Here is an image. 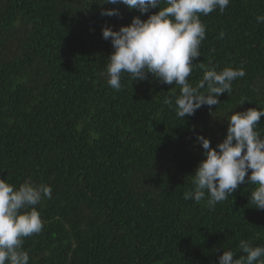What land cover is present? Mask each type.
<instances>
[{"label": "trees", "instance_id": "obj_1", "mask_svg": "<svg viewBox=\"0 0 264 264\" xmlns=\"http://www.w3.org/2000/svg\"><path fill=\"white\" fill-rule=\"evenodd\" d=\"M103 2L0 0V179L52 188L36 206L43 230L24 238L29 264H219L224 251L245 255L241 239L264 246V210L249 199L255 185L241 184L215 207L207 195L183 198L206 158L198 135L216 148L231 114L264 109V23L256 19L264 0H230L224 13L200 16L206 38L189 82L226 67L246 75L220 104L185 118L164 103L180 88L150 73L142 81L124 73L120 90L107 84L114 48L102 30L160 8L142 14ZM108 9L119 15L101 14ZM258 123L264 137V117Z\"/></svg>", "mask_w": 264, "mask_h": 264}, {"label": "clouds", "instance_id": "obj_2", "mask_svg": "<svg viewBox=\"0 0 264 264\" xmlns=\"http://www.w3.org/2000/svg\"><path fill=\"white\" fill-rule=\"evenodd\" d=\"M103 3L123 4L142 14L160 8L146 20L134 17L130 25L118 31L110 27L102 30L103 38L110 39L114 48L102 73L113 89L120 90L124 73L135 81L147 79L150 73L159 82L180 88L179 96L166 97L164 103L178 117L185 118L202 106L220 104L222 94L232 93L233 81L246 75L243 67H226L219 72L206 70L195 86L188 80L206 38V26L200 16H207L217 8L224 13L230 0H104ZM101 14L119 15V10H103ZM256 19L264 23V16ZM261 117H264L261 108L231 114L226 138L216 148L210 146L209 139L198 135L196 143L206 150V158L191 175L193 187L184 192L185 200L199 203L207 195V203L215 207L246 182L256 186L251 191L250 204L264 210V137L257 131ZM44 198H52L48 185L26 180L15 188L0 179V264H29L30 256L23 250V242L43 230L36 206ZM238 248L245 255L237 259L232 251H224L219 264H264V246H253L241 239Z\"/></svg>", "mask_w": 264, "mask_h": 264}]
</instances>
